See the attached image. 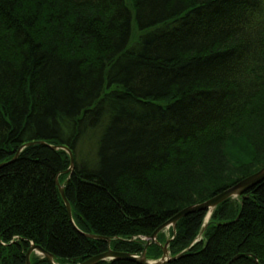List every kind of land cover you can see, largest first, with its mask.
I'll return each instance as SVG.
<instances>
[{
	"label": "trees",
	"instance_id": "16d2710c",
	"mask_svg": "<svg viewBox=\"0 0 264 264\" xmlns=\"http://www.w3.org/2000/svg\"><path fill=\"white\" fill-rule=\"evenodd\" d=\"M0 163V264L107 249L56 179L78 229L140 253L264 166V0H0ZM241 196L177 220L165 264H264V179Z\"/></svg>",
	"mask_w": 264,
	"mask_h": 264
},
{
	"label": "water",
	"instance_id": "95a60500",
	"mask_svg": "<svg viewBox=\"0 0 264 264\" xmlns=\"http://www.w3.org/2000/svg\"><path fill=\"white\" fill-rule=\"evenodd\" d=\"M37 141H29L27 143L22 144L15 156L10 160L12 161L13 159L16 158V156L18 155L19 151L30 144H33ZM41 143H44L43 141H38ZM52 148H62L65 151L68 152L69 157H70V167L69 170H71L73 168V154L71 152V150L65 146V145H59V146H51ZM7 163V162H5ZM5 163H0V166L4 165ZM262 179H264V166L261 167L259 170L253 172L252 174L240 179L239 181H237L235 184H233L232 186L226 188L225 190L217 193L216 195L208 198L207 200H204L200 203H195V204H191L188 206L183 207L182 209H180L177 213H175L171 218H169L167 221H165L164 223H162L161 225H159L153 232L152 234L148 237V239L144 242L143 245V249L140 253L136 254V253H130V252H126V251H118V250H114L112 248H110L109 244H110V238L107 236H103V235H96V234H92V233H83L80 229H78L72 219V214H71V207H70V203L68 201V199L65 196L64 193V185L61 184L58 179H56V184L59 188V192L61 194V197L65 203L66 209H67V213L68 216L70 218L71 223L74 225V227L76 228V230H78L80 233L91 237V238H101V239H105L107 241V249L103 252H100L98 254H94L80 262H77L75 264H96L97 262H99L100 260H110V259H125V260H130V261H134L137 262L138 264H165L166 262H168L170 259H173L177 256H179L182 252H180L179 254L171 257L170 256V251L168 249V245L171 239H173L174 235H172L170 238H167L165 240V242L160 243L157 239L158 233L161 232L163 229L168 228L169 226L172 227L173 233H175V226H176V222L177 220H179L181 217L185 216L186 214L196 211V210H200V209H205L207 210V213L205 215V223L204 226L201 230V232L203 231L206 222L210 216V214L212 213L213 209L222 201L226 200L229 197H233V196H241L243 194L244 191L248 190L249 188L255 186L258 182H260ZM243 198V196H241ZM200 232V233H201ZM152 244H158L161 246L162 249V254L160 257L158 258H149L146 254L147 248L149 246H151ZM32 253H38L40 255H42L43 257H45L49 264H58L55 262L54 260V256L53 254H51L50 252H48L47 250H45L42 246L34 244L31 242L30 247L26 250L25 252V263L24 264H30V256ZM240 254L236 255L233 259H235L236 257H238ZM250 256H253L254 260L257 261L256 256L249 254Z\"/></svg>",
	"mask_w": 264,
	"mask_h": 264
},
{
	"label": "rangeland",
	"instance_id": "374dc122",
	"mask_svg": "<svg viewBox=\"0 0 264 264\" xmlns=\"http://www.w3.org/2000/svg\"><path fill=\"white\" fill-rule=\"evenodd\" d=\"M171 226H169L168 228H165V229H163L161 232H162V235H164V237L166 238V237H171L170 236V228ZM141 238V240H143V242H145L147 239H148V237L146 238L145 236H141L140 237ZM36 254V256H41L40 254H38V253H35Z\"/></svg>",
	"mask_w": 264,
	"mask_h": 264
}]
</instances>
